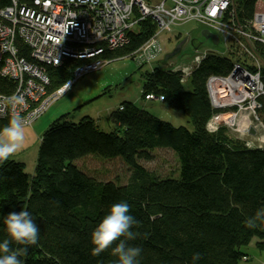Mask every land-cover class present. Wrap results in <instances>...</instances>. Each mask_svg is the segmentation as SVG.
<instances>
[{
    "label": "trees",
    "instance_id": "16d2710c",
    "mask_svg": "<svg viewBox=\"0 0 264 264\" xmlns=\"http://www.w3.org/2000/svg\"><path fill=\"white\" fill-rule=\"evenodd\" d=\"M9 1L0 0V8ZM234 1L241 20L250 19L256 0ZM156 27L148 16L128 32L124 47L105 48L96 57L109 62L125 56L135 59L133 54ZM89 60L70 58L48 66V91L75 82V68ZM236 60L240 58L235 51L207 52L199 63L192 60L187 81L182 67H169V60L138 63L143 99L153 95L184 112L188 125H174L129 100L111 111L108 131L89 115L75 122L67 112L52 120L41 135L33 176L25 171V161L10 156L0 162V243L11 241L7 215L27 210L40 232L34 245L11 241L10 249L19 253L22 264H117L114 249L119 241L96 255L91 234L113 204L126 201L138 221L132 228L135 239L126 243L142 249L139 264H243L249 245L264 249V147L228 148L207 128L216 112L207 79L228 74ZM16 87L12 79L0 76L1 94ZM260 101L264 127V96ZM9 119L0 118V129ZM156 144L175 153L174 174L160 176L142 163L154 159ZM86 156L120 161L127 178L94 176L75 162ZM249 222L255 226L249 227ZM197 253L200 259L193 260Z\"/></svg>",
    "mask_w": 264,
    "mask_h": 264
},
{
    "label": "built area",
    "instance_id": "2783aa9c",
    "mask_svg": "<svg viewBox=\"0 0 264 264\" xmlns=\"http://www.w3.org/2000/svg\"><path fill=\"white\" fill-rule=\"evenodd\" d=\"M254 5L251 18L243 22L234 0H10L0 8V76L12 79L17 87L10 94L0 93V98L20 94L25 103L9 105L0 118L19 112L27 126L32 124L50 99L60 96L68 82L70 86L73 83L67 81L43 99L51 83L48 66H59L70 58H93L76 67L74 77L97 70L107 61L96 56L105 48L124 47L129 42L128 32L151 16L157 24L156 33L133 54L138 63L163 57L159 42L163 33L196 22L218 34L223 52L235 51L241 56L228 74L207 79L211 106L216 110L207 125L217 131L239 116H252L263 127L258 111L264 96V0H256ZM24 48H29L33 61L22 54ZM206 53L194 61L199 63ZM150 98L155 97L147 96ZM239 140L236 144L244 148L258 147Z\"/></svg>",
    "mask_w": 264,
    "mask_h": 264
},
{
    "label": "rangeland",
    "instance_id": "374dc122",
    "mask_svg": "<svg viewBox=\"0 0 264 264\" xmlns=\"http://www.w3.org/2000/svg\"><path fill=\"white\" fill-rule=\"evenodd\" d=\"M202 28L203 27L199 26L196 22L184 23L173 27L171 29L172 31L170 30L168 33H163V35H161L159 42L162 43L164 55L170 53L181 39L187 38L180 54L170 57L169 62L167 61L169 67L190 68V66L193 65L192 60H194L193 58L196 56L203 55L205 52H223V42L221 41L219 44H216L213 40L204 38L201 35ZM193 39L198 42H192ZM237 56H239V54H236V57ZM239 58H241V56H239ZM156 64L157 62L145 65L142 68L146 70ZM138 67V62L130 56L115 59V61L106 63L99 70H93V72L83 74L80 78H75L74 84H71L68 90L64 92L62 89L63 92L61 91L62 94L60 96L54 97V100L53 98L50 99L48 102L49 104H46L39 113V117L34 120L29 127L27 125L25 127V141L30 139V145L33 144L30 150L24 155L25 171L30 176L34 175L40 149V136L49 127L52 120L60 118L67 112L71 113L70 119L75 122L79 121L84 115H89L101 123V127L108 131L112 129V123L108 120L111 111L117 109L122 102L129 100L134 102L138 107H143L145 110L152 112L155 116L174 125H188V118L184 112L170 109L162 100L160 101L152 98L154 100L149 101V99H143L140 81L141 71ZM183 75V80L187 81L186 77L189 76V70H183ZM184 84L186 86L188 85L187 82ZM107 88L111 90L105 95L94 99V97L104 93ZM56 90L57 89L48 91L47 95L43 96V99H47ZM91 99H94V101L90 103L86 102ZM106 124L109 125L105 127ZM31 125L36 127L35 130L30 128L32 127ZM251 127L256 130L255 134L251 133ZM207 128L215 139L221 141L222 144L228 148L239 150L244 148L242 144H236L240 143L241 140L239 139L249 142L250 144L252 143L254 144L253 146H264V127H261L252 116H249V118L246 116H244V118L239 116L234 120V123L228 122L220 129L218 128L217 131L212 129L210 124L207 125ZM216 135L218 138H216ZM259 136H262V139ZM221 138H223V140ZM226 143L230 144L227 145ZM153 154H155V157L152 161H142V163L149 169L155 170L160 176L175 173L178 164L175 153H173L170 148L156 144L154 145ZM13 156L15 157L18 155L16 153ZM21 157H23V155ZM17 159L19 160V157H16V160ZM75 162L79 167L99 178L108 179L116 175L119 177L122 175L127 178V174L123 173V167H121V163L118 160L104 161L99 157L86 156V158L78 159Z\"/></svg>",
    "mask_w": 264,
    "mask_h": 264
},
{
    "label": "clouds",
    "instance_id": "9594fccd",
    "mask_svg": "<svg viewBox=\"0 0 264 264\" xmlns=\"http://www.w3.org/2000/svg\"><path fill=\"white\" fill-rule=\"evenodd\" d=\"M70 87L69 82L65 85L64 92ZM25 103L23 95L13 94L8 97L0 98V115H3L9 105L19 106ZM26 121L23 116L14 113L7 125L0 129V162L16 154L25 141ZM130 205L126 201L113 204L108 213L95 227L91 234V242L94 245V254L99 255L101 252L110 248L114 243L115 254L118 256L117 264H139L138 257L142 249L139 247L129 246L126 241L135 239V233L132 228L138 224L136 218L129 214ZM7 233L11 241L21 245H34L39 240V227L35 223L32 215L27 210L11 212L5 218ZM249 227L255 225L249 222ZM124 239H121V238ZM9 239L0 243V264H22L18 258L19 253L10 249ZM27 252V249H23ZM200 254L197 253L193 260H199Z\"/></svg>",
    "mask_w": 264,
    "mask_h": 264
},
{
    "label": "crops",
    "instance_id": "0c3cea01",
    "mask_svg": "<svg viewBox=\"0 0 264 264\" xmlns=\"http://www.w3.org/2000/svg\"><path fill=\"white\" fill-rule=\"evenodd\" d=\"M163 54H164V52H163ZM160 59L162 60V58H160ZM242 117L244 118V116H242ZM32 127H30V128L32 130H35L36 127H33V128ZM251 131H252L253 134H255V132H256V130H254V128ZM259 137L262 139V136H259ZM41 138L42 137L40 136V140H41ZM29 140L28 141H24V143L22 145V148L17 152L18 156L14 157L12 155V157H14L15 159H16V157H19L20 161H25L24 160L25 153H27L30 150V148L33 146V144L30 145L31 142H29ZM22 155H23V157H21ZM247 249H248V252H249V258H248V260H245V262L243 264H264V249H261V248L255 246L254 244L249 245V247Z\"/></svg>",
    "mask_w": 264,
    "mask_h": 264
},
{
    "label": "water",
    "instance_id": "95a60500",
    "mask_svg": "<svg viewBox=\"0 0 264 264\" xmlns=\"http://www.w3.org/2000/svg\"><path fill=\"white\" fill-rule=\"evenodd\" d=\"M201 35L206 39L213 40L214 43H216V44H219V42H220L218 35L216 33L212 32L211 30L207 29V28H202ZM186 41H187V38L181 39L179 41V43L176 45V47L172 51H170V53H166V55L163 57L161 62L166 63L170 59V57H174V56H177L178 54H180L181 49H182L183 45L186 43ZM192 42L196 43L198 41L193 39ZM220 143H222V142H220Z\"/></svg>",
    "mask_w": 264,
    "mask_h": 264
},
{
    "label": "bare ground",
    "instance_id": "6f19581e",
    "mask_svg": "<svg viewBox=\"0 0 264 264\" xmlns=\"http://www.w3.org/2000/svg\"><path fill=\"white\" fill-rule=\"evenodd\" d=\"M24 49H25V50H24V52H22V54H23V55L25 54V56H26V54H27V58H28V60L33 61V60L31 59V57H30V54H29V48H28V49H27V48H24ZM103 58H104V57H103ZM103 58H102V59H103ZM104 59H106V58H104ZM92 60H93V59H90L89 61H92ZM89 61H88V62H89ZM106 61H107V62H105L104 65H105L106 63L109 62L108 59H106ZM83 63H85V62H83ZM83 63H82V64H83ZM109 63H110V62H109ZM104 65H103V66H104ZM103 66H102V67H103ZM102 67H100L99 69H101ZM99 69H97V70H99ZM89 72H93V71H89ZM89 72H85V73H83V74H86V73H89ZM83 74H82V75H83ZM82 75L79 76L78 78L82 77ZM73 83H74V82H73Z\"/></svg>",
    "mask_w": 264,
    "mask_h": 264
},
{
    "label": "flooded vegetation",
    "instance_id": "af4514ba",
    "mask_svg": "<svg viewBox=\"0 0 264 264\" xmlns=\"http://www.w3.org/2000/svg\"><path fill=\"white\" fill-rule=\"evenodd\" d=\"M165 56V55H164Z\"/></svg>",
    "mask_w": 264,
    "mask_h": 264
}]
</instances>
